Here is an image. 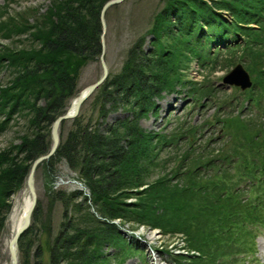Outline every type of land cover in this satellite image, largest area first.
Returning a JSON list of instances; mask_svg holds the SVG:
<instances>
[{
  "label": "trees",
  "instance_id": "16d2710c",
  "mask_svg": "<svg viewBox=\"0 0 264 264\" xmlns=\"http://www.w3.org/2000/svg\"><path fill=\"white\" fill-rule=\"evenodd\" d=\"M51 1L52 7L44 17L37 18L33 26L22 20V14H17L18 25L14 19L3 21L6 37L34 29L29 31L31 37L26 40L30 41L27 46L0 48V67L10 71L7 82L0 84V117H5L0 120V131L5 130L16 113L26 124L20 143L10 144L0 151V233L11 210L9 198L26 187L30 165L49 151L52 122L64 113L69 99L78 95L82 66L100 58V10L109 0ZM252 23L255 25L249 27ZM150 33L154 37L152 50H142L143 37L136 40L127 53L123 70L110 78L107 76L99 87L97 99L101 105L97 119L105 118L121 106L130 107L137 118L156 110L154 98L162 92L175 91L177 84L184 81L180 69H186L191 58L212 57L210 44L222 45V50L227 51L235 46L242 49V56L252 60L256 90L264 95V0H166ZM170 41L173 44H169ZM252 90L249 93H253ZM254 102L260 104L257 98ZM81 118L72 119L75 126L65 136L60 134L57 150L40 165L50 174L55 171L57 161L63 159L66 166L77 170L90 189V196H85L84 201L89 199L88 205L93 203L96 209L91 214L94 217L87 204L74 203V219L61 221L52 240H47L46 261L38 246L33 252L32 264L124 261L132 245L110 222L118 217L148 223L166 232H185L190 247L200 252L196 258L186 259L185 264H215V260L229 255L230 225L247 224V228L243 227L246 235L254 231L248 230L250 224L264 226V216L258 214L259 204L242 201L237 194L238 187L234 190L229 187L233 183L229 181L232 175L227 167L219 177L214 174L202 177L199 160L204 155H199L192 158L186 169L182 170L185 165L178 166L171 175L163 173L149 183L146 166L159 153L154 141L165 142L164 135L145 133L137 123L129 125L123 121L102 130L99 121L84 124ZM248 123L238 119L236 125ZM250 125L252 129L260 126L258 122ZM243 137L250 139L249 133ZM258 142L257 139L256 146ZM249 147H253V141H249ZM233 148L229 153L216 149L208 152L224 164L233 163L236 158L249 159L247 155L251 157L242 148L239 151L237 145ZM242 175L240 180L243 177L248 180L247 174ZM78 192L62 191L58 193L59 199L66 207ZM129 197H134L135 201L127 203ZM37 208L36 205L33 214ZM158 209L163 210L162 214H157ZM184 210L186 216L182 214ZM241 214L244 216L239 217ZM165 215H170V220ZM26 231L17 243L24 256L23 264H29L31 246ZM255 234L245 251H251ZM224 240L225 246H222ZM105 244L114 251L103 252ZM179 259L174 258L182 261Z\"/></svg>",
  "mask_w": 264,
  "mask_h": 264
},
{
  "label": "rangeland",
  "instance_id": "374dc122",
  "mask_svg": "<svg viewBox=\"0 0 264 264\" xmlns=\"http://www.w3.org/2000/svg\"><path fill=\"white\" fill-rule=\"evenodd\" d=\"M165 1L125 0L120 2V4L110 6L106 10L103 55L105 64L108 67L109 78L112 74L120 73L123 70L124 62L128 58L127 53L139 38H144L143 51L149 52V50H152L151 41L154 37L150 33V29L153 28L157 15L160 13ZM52 5L53 2L51 0H0V48L1 46L8 48H23L27 46L30 41L26 40L31 37L29 36V31H33L34 29L29 28L18 35L13 34L10 37H6L3 36L6 33V26H4L5 23L3 21L6 22L14 19L18 25L19 16L17 14H22V20L24 19L28 25L33 26L35 20L44 17ZM254 25L252 23L249 27H253ZM169 44L173 43L170 41ZM207 49H209L208 46ZM209 50V55L211 54L212 57L199 58V60L191 58L188 67L186 69H180L181 74L184 75V81L177 84L178 86L175 91L162 92L157 98H154L156 110H151L146 115L137 118L130 107L126 108L125 106H121L118 110L110 112L105 118L97 119L99 106L101 105V101L97 99L100 97L98 87L80 106V114L76 118L82 117L81 122L84 124L88 122L92 124L99 121L98 126L102 127V130L117 124L119 121H123V124L126 122L129 125L131 123H137L139 129L145 133L150 131L152 134L164 135L166 141L163 143L162 141L159 143L157 140H153L159 153L151 158L150 164L152 165L150 166L149 164L146 166V169L149 171L146 179L149 183L163 173L171 175L174 170L179 168L178 166L185 165L182 170L186 169L191 165L192 158L198 157L199 155H204L203 159L199 160L201 162L199 165L203 172L201 173L202 177L204 175L209 177L213 174L215 177H219L223 171L222 169L227 167V170L232 175V178L229 180L233 183L229 186L231 190H234V188L237 189L238 187L237 194L241 196L242 201L250 200L254 204L258 203V210H260L258 214L262 213L261 217H263L264 95L262 92L257 91V86L255 87L253 84L255 82V72L253 73L251 71L252 60H250V57L248 59L247 56H242V49L235 46L231 51H227L222 50L218 46H214V44H210ZM237 63L242 64L246 71L249 72L252 82V86L244 89V91L234 85L230 87L225 83H221L222 78ZM101 73L102 66L100 58L83 65L77 84L78 94L83 88L97 81ZM9 77L10 71L6 70L3 66L0 67L1 86L7 82ZM253 87L254 89L252 90ZM251 90L253 93H249ZM74 97L69 99L70 101L66 109ZM256 98L260 103L259 105L254 102ZM4 118V116L2 118L0 117V120H4ZM72 119L64 120L63 124L61 122L62 125L59 127V134L61 136H65L75 126ZM238 119L249 123L246 126L236 125ZM251 122L255 124L258 122L260 126L257 129H252ZM25 125V119L16 113L5 130L0 131V151L6 149L10 144L20 143L26 131ZM248 133L250 139L246 140L243 136H246ZM257 139L259 142L256 146ZM126 141L124 139L125 143ZM249 141H253L254 150L253 147H249ZM235 145L238 146L239 151L242 148L251 157L247 155L245 157L249 159H242L241 157L236 158L233 163L224 164L220 160L214 159L216 156L208 152L209 150L216 149L217 151H226L229 153L235 149L233 148ZM54 167L55 171L49 174L46 167L39 165L34 175V190H36V205L38 208L34 211L35 214H32L30 226L26 231V236L31 241V246H29L28 250L29 264H32L33 252L38 246L42 248V258L46 261L49 256L47 240H52L59 229L61 221L69 222L68 220L74 219L76 216V210L73 207L74 203L82 202V206L87 204V209L90 214L92 210L96 209L93 203V206L91 204L88 205L89 199L84 201L85 196L89 198L90 189L85 184L83 178L79 176L77 170L70 169L66 166L63 159L61 161L58 160ZM242 174H247V178L249 177L248 180L245 177L240 180L239 176H243ZM250 179H253L255 183L252 184ZM174 180L172 179V181ZM74 189H77L79 192L72 198L73 200L69 202V205L65 207L62 200L59 199L60 194L58 193H62V191L64 193H71L76 191ZM27 193L28 190L24 187L18 193L11 195L9 198L11 210ZM134 201V197L127 199V203ZM11 210L5 222V228L0 233V264L6 262L10 264L9 250L6 244L12 235L10 224ZM206 211L209 212L211 210ZM162 212L163 210H157V214H162ZM182 214L186 216L187 211L184 210ZM242 216L244 215H239V217ZM165 217L169 220L171 218L170 215H165ZM123 221H130L129 223L134 225L136 223L138 224V222L134 223V220ZM139 224H145L151 227L148 223L140 222ZM49 225L50 228H48ZM230 227L232 229L229 240L227 241L230 254L215 260V264H264V256H261L260 253V243L264 241V226L262 224H250L248 230L254 229V231H251L248 235L243 231V227L247 228V224H241L239 222V224L230 225ZM138 229L140 232L143 231L141 226ZM144 229L143 234L155 233L151 238L152 240L150 242H152V245L150 244V247L152 250H156L155 257L162 264H185L186 259L191 260L195 258L196 252L199 251L198 249L196 251L190 247L185 232H166L158 227L152 229L145 227ZM48 231L51 233V236H49ZM254 234L255 237L253 244H251L253 246L251 251H245V249L249 248L251 236ZM224 242L225 240L222 244ZM25 246L27 248V245ZM222 246H225V244ZM138 248L140 252L133 251L132 249L128 253L129 256H127L126 261L120 263L112 261L113 264H148L142 246ZM110 249H113V247L108 244L102 247L103 252L112 253L109 252ZM194 251L195 253H193ZM244 254L247 257L243 259L242 256ZM17 256V264H23L24 256L22 251L17 250ZM175 257L180 258L179 260L182 261L177 262V260H174Z\"/></svg>",
  "mask_w": 264,
  "mask_h": 264
},
{
  "label": "water",
  "instance_id": "95a60500",
  "mask_svg": "<svg viewBox=\"0 0 264 264\" xmlns=\"http://www.w3.org/2000/svg\"><path fill=\"white\" fill-rule=\"evenodd\" d=\"M125 0H109L107 1L101 8V13H100V22L102 25V30H101V53H100V62L102 66V73L100 78L95 81L94 83H91L89 86L83 88V90L80 91V93L74 97L67 108L65 110L66 112L60 114L54 121L52 122L51 126V146L49 148V151L45 154L39 155L38 158H36L32 164L30 165V170L29 174L27 176V181H26V190H28V193L31 196V204L30 207L22 220L21 224L19 227L16 228L14 235L10 238L9 241V256H10V264H17L18 263V256H17V250H18V240L20 236L22 235L23 232H25L28 227L30 226V220L31 216L33 214V210L36 206L37 200H36V190H34V175L36 170L38 169L37 167L39 164H41L43 161L50 159V157L54 154V152L58 148V144L60 141V134H59V127L61 125V122L64 120H69L71 118L76 117L79 114V109L80 106L83 104V102L86 101L87 98L91 96V94L107 79L108 75V67L105 64L104 61V34H105V28H106V22H105V13L107 12L106 10L113 5L120 4V2H123ZM225 83L228 86H237L239 87L242 91L244 89L249 88L252 86V82L250 80V75L249 72L246 71L244 66L240 63H237L232 67L230 71L222 78V82Z\"/></svg>",
  "mask_w": 264,
  "mask_h": 264
},
{
  "label": "bare ground",
  "instance_id": "6f19581e",
  "mask_svg": "<svg viewBox=\"0 0 264 264\" xmlns=\"http://www.w3.org/2000/svg\"><path fill=\"white\" fill-rule=\"evenodd\" d=\"M67 184H68V182H67ZM76 187H78V186H76ZM31 202H32L31 196L29 193H27L26 195H24L22 197V199L20 200L19 203H16L13 206V208L11 210L12 213L10 214V224H11V232H12L11 237L14 235L16 228L20 226L22 220L24 219V217H25V215H26V213L30 207ZM154 234L155 233L152 232V234H143V235L146 237V239L152 240L151 238ZM9 241H10V239H9ZM9 241L6 244L7 246L9 244ZM260 247H261V252H260L261 256L262 255L264 256V241H262L260 243ZM8 248H9V246H8ZM151 261H152L151 263H153V264H162L161 261H159L157 258H155V256L151 257ZM4 264H7V262Z\"/></svg>",
  "mask_w": 264,
  "mask_h": 264
},
{
  "label": "built area",
  "instance_id": "2783aa9c",
  "mask_svg": "<svg viewBox=\"0 0 264 264\" xmlns=\"http://www.w3.org/2000/svg\"><path fill=\"white\" fill-rule=\"evenodd\" d=\"M141 226V228L143 229V231L145 230L144 228H145V226L144 225H140ZM139 226V227H140ZM146 228H148V227H146ZM138 229V228H137ZM149 230V229H148ZM143 231H139V229L136 231V233H138L139 235H142V236H144L143 235ZM144 238H145V240H147L150 244H152V242H150L151 240H148V239H146V237L144 236Z\"/></svg>",
  "mask_w": 264,
  "mask_h": 264
}]
</instances>
